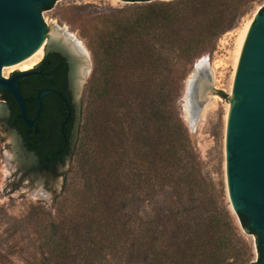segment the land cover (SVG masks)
I'll return each mask as SVG.
<instances>
[{
	"label": "trees",
	"instance_id": "16d2710c",
	"mask_svg": "<svg viewBox=\"0 0 264 264\" xmlns=\"http://www.w3.org/2000/svg\"><path fill=\"white\" fill-rule=\"evenodd\" d=\"M256 1L261 0H178L104 17L106 28L96 31L91 43L99 68L93 94L100 101L111 94L121 101L110 111L120 133L117 138L107 135L101 107L95 123L91 121L92 145L81 154L90 207L72 228L53 224L59 239L47 263L252 264V248L239 235L234 218L209 194L197 152L173 102L188 64L213 49ZM157 38L162 40L158 49ZM145 96H154L155 105L141 120L118 115L122 107L131 113ZM112 153L119 159L113 165L116 171L124 157L131 161V213L121 206L128 197L118 194L125 180L103 174ZM237 218L254 235L246 218ZM256 250L261 261L260 246Z\"/></svg>",
	"mask_w": 264,
	"mask_h": 264
},
{
	"label": "rangeland",
	"instance_id": "374dc122",
	"mask_svg": "<svg viewBox=\"0 0 264 264\" xmlns=\"http://www.w3.org/2000/svg\"><path fill=\"white\" fill-rule=\"evenodd\" d=\"M176 1L178 0L146 2L68 0L54 4L52 9L43 12L48 26V36L45 40L47 47L50 45L51 37L57 35L60 39L69 40L77 45L82 50L80 54L84 57L82 67H86L85 77L75 95L78 102L71 137V147L74 149L72 155L66 159L64 164H59L56 170L47 171L42 168L39 162H35V158L30 155L31 152L24 153L16 145V136L8 125V110L5 109L7 105L0 102V264H51L45 259L55 247V241L59 239L55 240L56 229L53 224L65 223L71 227L72 222L80 219L90 207L92 198L85 196L88 177L81 154L92 145L91 121L95 123L101 107L102 109L104 107L105 111L107 135L117 138V134L120 133L118 127H115V119L110 111L117 108L118 102L121 101H116L112 94L104 101H100L93 94L99 68L95 62L91 43L96 31L105 30L104 17L111 13L144 7L151 3ZM262 8H264V0L250 5L247 13L237 21L232 30L220 37L213 49H208L188 64L184 79L180 80L176 86L173 102L174 109L197 152L202 177L209 185V194H213L217 198L219 207L225 208L234 218L239 235L252 248V264L257 262L256 237L241 227L229 200L224 136L238 40L243 28L250 23L251 17L259 13ZM128 14L130 12L126 13ZM163 30L161 29L160 33ZM154 45L157 49L161 48L162 40L157 38ZM46 49L38 62L44 60ZM32 61L23 65H28ZM38 64L32 68H36ZM198 68L202 69L203 77L210 83L211 88L207 93L202 120L192 132L186 104L188 103L190 79ZM17 72L22 71L17 69L11 71L10 69L3 71V75L7 78ZM129 98L133 99L132 95ZM154 100V96H145L141 104L138 101L137 106H133L131 113H129V107H122L118 109V115L125 119L129 115L130 118L135 115L141 120L143 113L150 112L151 107H154ZM130 118L127 122H130ZM126 134H130L129 128ZM130 153L132 154L131 148ZM111 156L105 160L103 174L108 179L125 180L118 194L128 197L121 206L131 213L135 208L131 161L124 157L119 171H116L113 165L119 159L113 156V153ZM94 192L97 193V191Z\"/></svg>",
	"mask_w": 264,
	"mask_h": 264
},
{
	"label": "water",
	"instance_id": "95a60500",
	"mask_svg": "<svg viewBox=\"0 0 264 264\" xmlns=\"http://www.w3.org/2000/svg\"><path fill=\"white\" fill-rule=\"evenodd\" d=\"M65 1L68 0H0V93L7 92L14 97L28 126L39 119L43 98L58 93L41 91L36 101L35 119L31 120L19 81L32 73L17 72L15 78L8 79L3 76V70L6 66L24 61L41 47L48 36L43 9ZM49 41L46 55L61 53L69 60L73 83L78 90L86 70L80 71L84 64V57L80 54L82 50L57 35ZM60 43L61 46L58 45ZM66 46L75 53L69 54L64 49ZM206 80L201 68L194 72L190 80L186 105L192 132L202 120L207 93L211 88ZM5 109L8 110L7 106ZM13 132L16 145L22 152H30L24 148L17 132ZM224 137L229 200L236 215L246 218L256 237V247L260 246L262 250V260L258 261L257 252L254 264H264V8L251 17L236 63ZM71 148L72 153L74 147ZM31 153L38 162L35 153Z\"/></svg>",
	"mask_w": 264,
	"mask_h": 264
},
{
	"label": "flooded vegetation",
	"instance_id": "af4514ba",
	"mask_svg": "<svg viewBox=\"0 0 264 264\" xmlns=\"http://www.w3.org/2000/svg\"><path fill=\"white\" fill-rule=\"evenodd\" d=\"M64 49L69 54L75 53L67 46ZM38 63L36 68H31L30 76L21 78L19 81L23 97L27 100L28 117L31 120L35 119L36 101L41 91L53 90L61 94V96L48 94L43 98L39 119L28 126L22 118L16 100L10 93L1 92L0 102L7 105L8 125L11 130L17 132L24 148L35 153L42 168L54 171L59 164H64L72 155L71 137L76 121L78 101L75 95L78 90L73 83L70 62L63 54L49 53L42 62ZM85 68L82 67L80 71ZM17 75L7 78L13 79Z\"/></svg>",
	"mask_w": 264,
	"mask_h": 264
},
{
	"label": "bare ground",
	"instance_id": "6f19581e",
	"mask_svg": "<svg viewBox=\"0 0 264 264\" xmlns=\"http://www.w3.org/2000/svg\"><path fill=\"white\" fill-rule=\"evenodd\" d=\"M248 26H249V24H247L243 28V30H242V32L240 34L239 40H238V52H237L236 63H237V60H238V57H239V54H240V51H241V48H242V45H243V41H244V38H245V35H246V32H247ZM58 45L61 46V43L58 44ZM48 47H47V42H44L41 45V47L34 54H32L30 57H28L27 59H25L24 61H22L20 63L14 64V65H11V66H6L3 71L10 70V69H11V71H13V70L17 69V70H20L22 72H26V71L30 70L39 61L38 59H40L43 56L45 48H48ZM32 60H34V61H32ZM30 61H32V63H30L28 65H23L26 62H30ZM235 67H236V64H235Z\"/></svg>",
	"mask_w": 264,
	"mask_h": 264
}]
</instances>
